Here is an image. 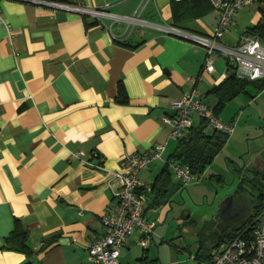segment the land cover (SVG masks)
Wrapping results in <instances>:
<instances>
[{
  "label": "crops",
  "instance_id": "obj_1",
  "mask_svg": "<svg viewBox=\"0 0 264 264\" xmlns=\"http://www.w3.org/2000/svg\"><path fill=\"white\" fill-rule=\"evenodd\" d=\"M80 4L146 25L100 24L73 12L0 0V264H88V248L105 233L103 216L117 209L115 174L123 160L158 145L165 146V158L173 157L178 142L164 119L176 115L186 93L197 90L206 98L227 77L226 59L212 56L214 71L203 72L204 47L156 28L211 37L218 17L207 0ZM261 9L244 8L225 43H236L257 25ZM120 87L125 103L118 101ZM206 99L215 106L214 98ZM201 122L194 116L193 128ZM76 152L81 159L72 156ZM138 179L151 188L144 207L156 223L154 239L145 246L137 231L119 264L162 262L166 244L173 252L185 250L174 241L180 217L174 199L186 185L162 161ZM17 227L26 233L30 253L8 241ZM203 248L200 243L194 256Z\"/></svg>",
  "mask_w": 264,
  "mask_h": 264
},
{
  "label": "built area",
  "instance_id": "obj_2",
  "mask_svg": "<svg viewBox=\"0 0 264 264\" xmlns=\"http://www.w3.org/2000/svg\"><path fill=\"white\" fill-rule=\"evenodd\" d=\"M55 10H63L89 17L97 23L110 19L135 26L146 23L138 17H120L106 10L91 9L80 4L81 0H20ZM185 3L189 0H174ZM218 17V23L211 37H201L186 33L174 27H156L166 34L177 35L201 45L207 51V59L203 72L214 71L211 57L220 54L235 69L239 79L257 81L264 79V45L255 36L242 34L234 44H227L225 36L234 19L246 7L264 5V0H207ZM1 20V15H0ZM205 97L197 90L186 93L177 103L175 116L166 117L164 123L172 128L171 139L177 142L186 138L193 128L194 116L205 121L210 129L231 136L234 126L222 121L214 112V108L205 102ZM165 146L158 145L144 153L127 156L119 172L115 174L118 187L114 192L117 201L115 213L106 214L102 218L105 233L88 248V264H119L122 251L130 238L137 232L144 236L143 244L148 246L154 239L156 223L151 221L144 204L147 192L151 188L138 179V174L154 161H162L172 172L173 177L186 186L198 180L188 166L164 157ZM75 159H81V153H73ZM234 236L221 244L222 249L206 260H196V264H264V200L257 214L246 221Z\"/></svg>",
  "mask_w": 264,
  "mask_h": 264
},
{
  "label": "rangeland",
  "instance_id": "obj_3",
  "mask_svg": "<svg viewBox=\"0 0 264 264\" xmlns=\"http://www.w3.org/2000/svg\"><path fill=\"white\" fill-rule=\"evenodd\" d=\"M250 14L253 16L254 11L251 10ZM215 56L225 63L222 55ZM220 119L226 123L234 122L231 123L234 125L233 134L225 148L198 176V180L187 185L174 199L180 207L179 221L174 223L177 231L174 241L185 250L173 252L166 244L162 247V262L157 264H196L193 256L200 243L204 246L203 253L219 252L222 246L208 250V245L216 237V223L223 204L230 197L247 194V190L254 191L245 178L246 175L252 176L256 167L263 163L264 89L250 86L226 105ZM260 205L259 200L251 203L253 208H260Z\"/></svg>",
  "mask_w": 264,
  "mask_h": 264
},
{
  "label": "trees",
  "instance_id": "obj_4",
  "mask_svg": "<svg viewBox=\"0 0 264 264\" xmlns=\"http://www.w3.org/2000/svg\"><path fill=\"white\" fill-rule=\"evenodd\" d=\"M179 4V3H178ZM261 20L253 27H249L244 33L257 37L264 45V9H261ZM243 33V34H244ZM256 86L259 90L264 89V79L257 81H249L239 79L236 75L235 69L229 67L227 62V77L219 85H217L206 98H214L216 100L214 108L215 114L219 117L220 113L224 110L226 105L236 99L240 94L246 92L250 86ZM120 95L118 101L125 103L127 101V95L123 87L119 89ZM205 98V99H206ZM209 104V102H208ZM209 126L205 121L201 124L192 128L189 135L178 141V146L170 159L179 162L182 165L188 166L193 175L199 176L208 166H210L214 159L223 151L225 148L229 136L224 133H219L215 130L210 131ZM264 200V195L261 196V201ZM261 206V205H260ZM257 212L259 206L256 207ZM214 240L218 243L214 248H219L222 242L218 235ZM232 235L228 240H230ZM19 243L21 246L20 251L30 253L25 242L27 240L26 233L21 231L18 227L8 238V241ZM203 248V245H202ZM214 254L209 253H198L195 256L196 260H206Z\"/></svg>",
  "mask_w": 264,
  "mask_h": 264
},
{
  "label": "flooded vegetation",
  "instance_id": "obj_5",
  "mask_svg": "<svg viewBox=\"0 0 264 264\" xmlns=\"http://www.w3.org/2000/svg\"><path fill=\"white\" fill-rule=\"evenodd\" d=\"M263 169L264 162L256 167V171L252 176L249 175L247 177L246 175L245 179L252 185L254 191L247 190V194L235 195L231 201L230 212L224 215L223 219L217 220L216 226L218 227V236L222 242H227L235 231L257 214L256 206L253 208L251 203L253 200L261 201V196L264 195V178L260 176ZM217 243V240H213L208 245V250L213 249Z\"/></svg>",
  "mask_w": 264,
  "mask_h": 264
},
{
  "label": "water",
  "instance_id": "obj_6",
  "mask_svg": "<svg viewBox=\"0 0 264 264\" xmlns=\"http://www.w3.org/2000/svg\"><path fill=\"white\" fill-rule=\"evenodd\" d=\"M205 101H206V103H208V102H209V99H206ZM261 157H262V160H263V162H264V151L262 152ZM260 176L264 178V169H263V171L260 173ZM232 199H233V197H230V198L227 199V200L225 201V203L223 204V206H222V210H221V212H220V216H219L220 219H223V218H224V215H226V214H228V213L230 212V210H231V201H232Z\"/></svg>",
  "mask_w": 264,
  "mask_h": 264
},
{
  "label": "bare ground",
  "instance_id": "obj_7",
  "mask_svg": "<svg viewBox=\"0 0 264 264\" xmlns=\"http://www.w3.org/2000/svg\"><path fill=\"white\" fill-rule=\"evenodd\" d=\"M206 102V101H205Z\"/></svg>",
  "mask_w": 264,
  "mask_h": 264
}]
</instances>
